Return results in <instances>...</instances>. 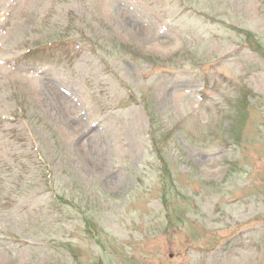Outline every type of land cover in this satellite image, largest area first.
<instances>
[{"label": "rangeland", "instance_id": "374dc122", "mask_svg": "<svg viewBox=\"0 0 264 264\" xmlns=\"http://www.w3.org/2000/svg\"><path fill=\"white\" fill-rule=\"evenodd\" d=\"M0 264H264V0H0Z\"/></svg>", "mask_w": 264, "mask_h": 264}]
</instances>
